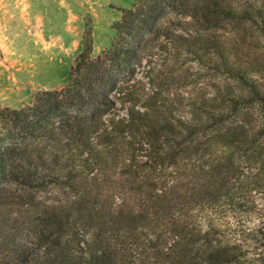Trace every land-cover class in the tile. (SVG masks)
I'll return each instance as SVG.
<instances>
[{
	"label": "trees",
	"instance_id": "trees-1",
	"mask_svg": "<svg viewBox=\"0 0 264 264\" xmlns=\"http://www.w3.org/2000/svg\"><path fill=\"white\" fill-rule=\"evenodd\" d=\"M133 1L65 87L0 108V264H264V66L209 37L264 42V0Z\"/></svg>",
	"mask_w": 264,
	"mask_h": 264
},
{
	"label": "rangeland",
	"instance_id": "rangeland-1",
	"mask_svg": "<svg viewBox=\"0 0 264 264\" xmlns=\"http://www.w3.org/2000/svg\"><path fill=\"white\" fill-rule=\"evenodd\" d=\"M133 4V0H0V108L23 109L31 106L39 93L65 87L85 45L92 42L93 56L108 49L122 10L131 9ZM209 37L233 52L242 51L239 56L244 61L264 66V42L256 36L245 39L225 24ZM188 68L192 74L205 77L201 90L209 91L224 80L209 76L196 63H189ZM252 71L264 74L260 67ZM22 217L16 228L22 226ZM7 226L1 230V223L0 237ZM20 237H26V230L19 233ZM244 244V251L249 252L247 261L256 259L255 249L260 243L248 240Z\"/></svg>",
	"mask_w": 264,
	"mask_h": 264
}]
</instances>
